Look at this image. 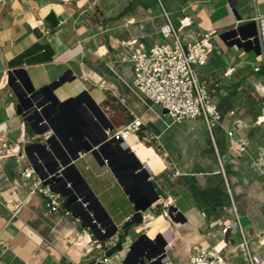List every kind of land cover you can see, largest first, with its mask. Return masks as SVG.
<instances>
[{
	"label": "crops",
	"instance_id": "1",
	"mask_svg": "<svg viewBox=\"0 0 264 264\" xmlns=\"http://www.w3.org/2000/svg\"><path fill=\"white\" fill-rule=\"evenodd\" d=\"M164 12L185 38L199 37L203 29L219 35L233 26L255 36L256 41L227 45L223 52L216 47L196 68L221 114L211 133L200 118L173 122L142 101L132 87L131 67L119 61L117 46L126 37L142 36L147 46L161 41ZM183 17L191 23H182ZM229 63L233 72L227 80ZM25 92L33 95L28 102L52 103L37 112V119L47 117L58 142L84 151L76 162L83 160L86 175L76 162L66 171L83 185L89 202L84 214L91 211L110 234L119 227L110 211L127 213L124 221L133 217L131 209L141 211L159 247L173 243L166 248L170 264H188V251L197 241H221L218 226L225 225L233 208L243 217L246 235L264 230V176L253 169L254 157L264 154V123L256 124V102L264 103V0H0V236L8 246L0 264H102L95 258L104 256L116 237H108L113 244L105 251L93 250V238H107L78 232L75 225L86 216L74 221L65 209L48 212L43 197L28 195L15 171L20 137H33L39 129L21 113L28 105ZM135 118L140 127L125 140L116 144L106 138L105 130ZM227 129L234 130L233 139L245 141V154L231 145ZM90 146H98L97 159L86 151ZM138 165L143 168L137 172ZM171 206L182 213L183 223L169 220V226L154 216L161 209L169 219ZM204 222L207 227L198 231L194 225ZM261 237L252 244L260 256L257 264H264ZM126 243L127 238L124 249ZM123 255L113 254L110 261L122 264ZM136 255L133 251L124 264Z\"/></svg>",
	"mask_w": 264,
	"mask_h": 264
},
{
	"label": "built area",
	"instance_id": "2",
	"mask_svg": "<svg viewBox=\"0 0 264 264\" xmlns=\"http://www.w3.org/2000/svg\"><path fill=\"white\" fill-rule=\"evenodd\" d=\"M163 16L165 21L159 29L162 36L161 41L147 46L142 36L126 37L117 46L120 52L119 61L131 67L132 87L142 101L156 105L162 110L165 109L164 115L173 122L200 118L208 132L211 133L212 129L219 125L221 114L217 104L212 100L208 83L199 76L196 68L206 64L209 51L218 47L223 52L226 50L227 44L220 40L213 29H203L201 35L193 39L185 38L165 12ZM181 20L182 23H191L185 17ZM233 28L236 29L237 26H233ZM254 39V35H243L238 32L230 36L227 43L236 41L242 45L253 42ZM217 42L222 44L223 49L216 44ZM232 72L233 68L229 63L223 76L229 80ZM258 96L260 97L259 94ZM31 97V92L23 94V99L27 102L31 100ZM49 102L45 101L37 105L29 101L21 111L30 123H37L39 128L46 127L47 129L41 135L36 134L29 139L20 137V145L13 155L15 171L22 180V184H26L25 186L28 187V195L37 193L43 197L48 212L58 213L63 210L60 201L62 200L61 193H65L74 213L64 210V214L74 221H84L83 209H86L89 204L86 200L85 190L78 177L67 172L66 169L71 164L75 165L76 160L84 156L85 153L82 150L75 151L65 147L58 142L57 134L50 131L47 117L40 115L41 119H37V112L40 113L46 105L52 104ZM121 102L124 103V100L121 99ZM258 105L260 114L256 120L257 125L264 123V103L259 101ZM139 127L140 121L135 118L120 129L105 130L104 132L108 139L119 141L125 140L129 136V132L137 131ZM226 134L238 153L243 155L247 152L245 141L233 139L234 130L227 129ZM50 136L57 139V142L53 143L51 140L48 143L44 140L41 144L36 142L39 137L47 139ZM253 166L256 174L263 177L264 154L258 153L254 157ZM135 170L138 172L140 169ZM11 193L17 196L15 188L11 189ZM85 211L87 213L85 223L95 227L97 236L106 238L107 230L101 222L93 217L91 211ZM179 212V209L176 208L172 214L177 215ZM200 215L205 216L203 212ZM131 219L132 217L128 216L125 220L131 221ZM205 223L194 226L199 231L207 227ZM145 229L147 232V228ZM217 233L220 242H210L204 238L196 242V245L188 251V264H238V260L243 261V264L260 263V256L253 251L252 244L255 239L262 238L264 230L255 233L252 237L246 235L241 217L235 208L225 225L218 226ZM222 236L229 237L233 243H227L222 239ZM126 238L125 249L122 247L114 254H124L122 264L133 254V251L137 255L131 264H170L166 248L173 247L172 242L159 247L156 238L152 239L148 234L134 239L127 235ZM135 241L137 242L132 248L131 255L127 257L130 246ZM112 244L113 241L110 238L102 242L93 238L89 242V246L98 251H105ZM137 244L139 246L136 249ZM7 248V243L0 236V254ZM94 261L112 264L110 257L102 255L95 258Z\"/></svg>",
	"mask_w": 264,
	"mask_h": 264
},
{
	"label": "water",
	"instance_id": "3",
	"mask_svg": "<svg viewBox=\"0 0 264 264\" xmlns=\"http://www.w3.org/2000/svg\"><path fill=\"white\" fill-rule=\"evenodd\" d=\"M229 6H230L231 10L234 11V9H233V4H230V3H229ZM238 32H240V27H237L236 29H234V28L229 29V30H227V31H225V32H223V33H221V34H219L218 36H219L220 40H222L224 43H226V44L229 45V46H233V45H237V46H239V45H241V44H238L236 41H232V42H230V43H227V39H228L230 36L235 35V34L238 33ZM254 41H256V39H254ZM57 84H59V85H57ZM56 85H57V86H53V87L51 88L52 91H54L56 88H58V87L60 86V83L57 82ZM40 90H41V89H40ZM16 96H17V95H16ZM32 96H33V95H32ZM17 97H18V96H17ZM21 100H23V99H21ZM20 103H21V101H20ZM53 105H54V104H53ZM57 106H58V105H57ZM89 107H90V106H89ZM48 108H50V104H49V105H46L45 108L43 109V111L47 110ZM98 108H99V107H98ZM89 109H91V108H89ZM91 111H92V113H93V110H92V109H91ZM163 113H166V110H165V109H163ZM94 114H95V113H94ZM111 128H112V126H111ZM44 131H45V129L39 128L38 130H36L35 133H36L37 135H41ZM26 136H27V137H26L27 139L30 138V135H29L28 133H27ZM51 138H53V136H50V137L47 138V139H45L44 137H39L38 139H36V142L39 143V144H41V143L45 140V142L48 143V142H50ZM106 138H107V137H106ZM106 138H105V139H106ZM112 140H113L112 138L109 139V141H111V142H112ZM117 143H118V142L116 141V144H117ZM95 146H96V144H95ZM97 147H98V146H97ZM97 147L92 148V147L90 146L89 148L86 149V151H89V153L91 154V156L94 157V158H96V157H97ZM96 159H97V158H96ZM69 167H74V165L71 164ZM141 168H143V166L138 165V167H137L136 169H141ZM143 170H145V169H143ZM139 171H140V170H139ZM147 177H148V175H145V178H147ZM61 197H62L61 208H62V209H65L66 211H69V212H71V213H74V210L72 209V207L69 206V199H68L67 195H66L65 193H61ZM157 199H158V197L156 196V200H157ZM97 206L99 207V204H98V203H97ZM68 209H69V210H68ZM175 209H176V208L173 207V206H171L170 208H168V211H167V217L169 218L170 221H172V222H174V223H176V222L183 223V222L185 221V218L183 217V215H182L181 212H179L177 215H173V214H172V211H174ZM86 215H87V213H86ZM86 215L83 214V217H85ZM135 215L138 216V220H137V221H133V218H134ZM142 218H143L142 212H141V211H138V210H135V211H134V214H133V217H132V219H131V221H127V220H125V221H124V224H123L122 226H120V227H115V228L113 229V232H112L111 234L107 235L106 238H108V237H116V243H115L114 246H112L108 251H106V252L104 253V256L109 257V256L115 254L116 252L120 251L121 248H122V244L124 243L125 238H126L127 235H128V229H129V227H130V226L133 227V225H135V227L139 226V224H141V223L143 222V221H142ZM81 226L89 231V233H87L88 236H89V235H92L93 237H98L97 234H96V229H95V227H94L93 225L91 226V225H89V224L83 222V224H82ZM120 231H121V233H120ZM160 235H161V234H160ZM141 236H144V235H141ZM136 242H137V241H135V242L130 246V251L128 252L127 257H129V256L131 255L132 248L135 246ZM165 244H166V243H165ZM127 257H126V258H127Z\"/></svg>",
	"mask_w": 264,
	"mask_h": 264
},
{
	"label": "rangeland",
	"instance_id": "4",
	"mask_svg": "<svg viewBox=\"0 0 264 264\" xmlns=\"http://www.w3.org/2000/svg\"><path fill=\"white\" fill-rule=\"evenodd\" d=\"M147 43V42H146ZM235 47V46H234ZM155 107H157L158 108V106H156V105H154ZM215 128V127H214ZM213 128V129H214ZM212 129V130H213ZM91 155V154H90ZM78 160V159H77ZM76 160V161H77ZM82 162V165L80 164ZM77 163V162H76ZM77 166L79 167V169H80V171H82V173L84 174V175H86V173H87V170H84V163H83V160L82 161H80V162H78L77 163ZM216 166H218L219 167V165L216 163ZM220 168V167H219ZM220 171V170H219ZM222 173V172H221ZM199 183V182H198ZM197 183V184H198ZM200 185V184H199ZM216 197V199H218V196H215ZM229 199V198H228ZM62 201V200H61ZM60 201V202H61ZM178 206L179 207H181L182 208V203H180V201H178ZM129 212H131L132 214H134V212H133V209H131ZM110 216L112 217V219H113V221L116 223V224H119V227L120 226H122L123 224H124V216L127 214V213H124V212H121V213H118L117 211H110ZM149 214V213H148ZM147 214V215H148ZM154 216L156 215V217H158V216H162L163 217V220L161 221L162 222V224H165V225H169L170 226V221H169V219H167L166 217H165V214H164V212L161 210V209H157L154 213ZM69 218V217H68ZM243 218V217H242ZM241 218V223H242V225L244 226V224H243V219ZM75 228L78 230V232H80V231H82V233H89V231L87 230V229H85V228H83L82 226H81V223H76V225H75ZM145 228H149V224L148 223H146V221H144V222H142L141 224H139V226H137V227H135V225H133V227L132 226H130L129 227V229H128V234L130 235V237L131 238H138L140 235H149V236H153L150 232H149V229H148V231L146 232V229ZM171 229H173L172 227H171ZM146 232V233H145ZM120 233H121V231H120ZM239 261V263L238 264H243L244 262L243 261H241V260H238Z\"/></svg>",
	"mask_w": 264,
	"mask_h": 264
},
{
	"label": "flooded vegetation",
	"instance_id": "5",
	"mask_svg": "<svg viewBox=\"0 0 264 264\" xmlns=\"http://www.w3.org/2000/svg\"><path fill=\"white\" fill-rule=\"evenodd\" d=\"M91 108V107H90ZM93 111L95 110V108H91ZM111 142V141H110ZM144 172V171H143ZM142 173H140L139 175H141ZM107 230V229H106ZM113 230V229H112ZM110 231H111V229H109V230H107V235H109L110 234Z\"/></svg>",
	"mask_w": 264,
	"mask_h": 264
},
{
	"label": "trees",
	"instance_id": "6",
	"mask_svg": "<svg viewBox=\"0 0 264 264\" xmlns=\"http://www.w3.org/2000/svg\"><path fill=\"white\" fill-rule=\"evenodd\" d=\"M257 104H258V102H256V105H257ZM126 122H127V123H129V122H130V120H129V119H126ZM127 123H126V124H127Z\"/></svg>",
	"mask_w": 264,
	"mask_h": 264
}]
</instances>
